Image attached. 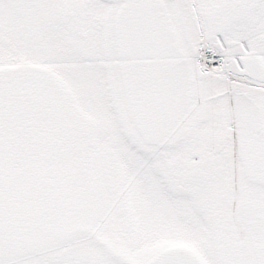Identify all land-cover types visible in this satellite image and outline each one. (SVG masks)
<instances>
[{
  "label": "snow or ice",
  "instance_id": "snow-or-ice-1",
  "mask_svg": "<svg viewBox=\"0 0 264 264\" xmlns=\"http://www.w3.org/2000/svg\"><path fill=\"white\" fill-rule=\"evenodd\" d=\"M0 264H264V0H0Z\"/></svg>",
  "mask_w": 264,
  "mask_h": 264
}]
</instances>
